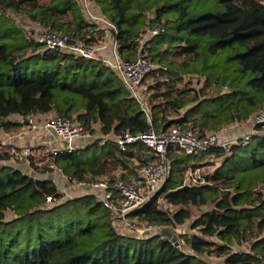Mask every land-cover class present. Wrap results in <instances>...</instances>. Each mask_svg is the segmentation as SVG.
Returning <instances> with one entry per match:
<instances>
[{
  "label": "trees",
  "instance_id": "trees-1",
  "mask_svg": "<svg viewBox=\"0 0 264 264\" xmlns=\"http://www.w3.org/2000/svg\"><path fill=\"white\" fill-rule=\"evenodd\" d=\"M91 2L114 25L122 58L135 57L133 38L146 24H164L165 30L145 46L159 65L142 81L145 108L100 59L43 49L8 12L66 31L87 45L101 43L105 29L86 19L78 0H0L2 130H16L28 116L53 111L89 129L97 125L104 135H136L150 124L157 130L174 125L205 134L248 120L264 107V0ZM147 78L152 81L144 86ZM12 114L22 120L9 119ZM254 127L248 144H232L229 151L212 147L191 155L170 146L167 180L127 217L172 228L189 219L196 206L191 227L198 232L180 234L185 245L225 264H260L264 191L257 186L264 183V124ZM206 155L221 159L205 175L209 182L185 184L187 169L202 167L199 160ZM0 158L10 154L0 153ZM153 158L141 142L121 148L108 139L58 152L53 161L70 180H96L105 175L109 160L120 165L127 179ZM30 165L37 176L0 164V264H208L157 233L119 231L96 196L62 199L56 183L45 175L51 168ZM48 196L53 204H46ZM254 230L250 249H233Z\"/></svg>",
  "mask_w": 264,
  "mask_h": 264
},
{
  "label": "built area",
  "instance_id": "built-area-1",
  "mask_svg": "<svg viewBox=\"0 0 264 264\" xmlns=\"http://www.w3.org/2000/svg\"><path fill=\"white\" fill-rule=\"evenodd\" d=\"M78 1L82 6L86 19L105 29V39L101 43L87 45L74 40L66 31H57L50 27L42 28L36 41L42 43L43 49L61 50L85 58L100 59L118 75L131 95L138 100L142 108H145L141 92L142 81L147 73L159 66L148 57L145 46L150 39L165 30L164 24H146L133 38L135 57L133 59L122 58L118 52L114 25L95 10L91 0ZM27 120L26 125L29 132L38 129L47 130L53 138L51 144H46L43 147L42 156L46 160L47 166L51 168L52 179L56 183L55 176L58 175V172L62 174V171L55 166L53 156L58 152L75 149L77 147L76 141L88 135L87 128L81 123L59 114L45 118L42 121H37L32 116H28ZM248 121H251L253 125L264 124V107L255 112ZM254 132H244L238 136L226 138L222 130L203 134L192 127L181 130L172 125L166 130H157L150 124L144 132L136 135L106 134L101 138L100 143H104L109 139L123 148L128 143L141 142L151 149L154 158L140 166L136 176L127 179L119 176L111 179H96L90 182L72 179V182L76 186L87 187V191L79 195L93 194L110 211L113 220L121 219L125 227L136 230L137 224L129 219L127 214L148 202L167 180L170 174V161L168 158L170 146H177L191 155L212 147H222L229 151L232 144H248ZM54 142H57V144ZM59 144L62 145L59 146ZM25 154L28 158L30 157L29 153L26 152ZM207 182L209 181L203 175L202 167L192 166L187 169L184 177L185 184L196 185ZM53 203L52 197L48 196L46 204ZM146 232L145 230L142 231V233ZM258 258L260 264H264V256L258 254Z\"/></svg>",
  "mask_w": 264,
  "mask_h": 264
},
{
  "label": "rangeland",
  "instance_id": "rangeland-1",
  "mask_svg": "<svg viewBox=\"0 0 264 264\" xmlns=\"http://www.w3.org/2000/svg\"><path fill=\"white\" fill-rule=\"evenodd\" d=\"M93 5V4H92ZM94 7V6H93ZM95 8V7H94ZM96 10V8H95ZM19 23L22 24L24 29L26 30L28 36L36 40L40 31L44 26L39 25L37 22L32 21L27 16L21 13H16L12 11H8ZM27 54L31 53V47H29L27 50ZM198 77H196L195 80H193L194 83L198 84ZM152 81V78H147L144 82V86L149 84ZM143 87V86H142ZM57 114L53 111L50 112L48 117H54ZM34 119L37 121H42L43 117H40L39 115H32ZM47 117V118H48ZM9 119L11 120H22V117L17 114H12L9 116ZM27 120V119H26ZM88 135L86 137H81L76 141L77 146H85L95 140H101L103 138L104 134H101L99 131V128L97 125H93L92 129L87 128ZM226 136V138L238 136L244 132H253L255 131V127L252 124L251 121L243 120L240 122H236L231 124V126L227 127L226 129L222 130ZM31 132H29V128L27 127L26 123H22L16 130H10V131H4L0 128V153L8 152L10 154V158L8 159H1L0 158V164H9L14 167H19L23 171L31 169L32 166L30 165V161L37 167V170L42 169L44 166H46V160L42 156V149L43 146L41 144L36 145L34 142H31ZM62 145V144H61ZM59 144V146H61ZM30 154V158L27 159V156L25 153ZM133 163L132 165L137 164V160L132 159ZM199 161L200 165L203 169V175L205 176L209 172H211L216 166L220 165L221 159L212 156V155H206L205 157L201 158ZM123 170L121 169L120 165L117 164L115 161H108L106 164V173L104 176L98 179H111L116 178L119 176H122ZM34 175V173H32ZM52 172L45 173V175H48L52 178ZM56 184L58 189L63 193V198H70L75 195H79L87 191L86 186H76L72 182V180L66 178L64 175L58 172V175L55 176ZM86 182H90L93 180H85ZM257 189L264 191V183H258ZM168 207V204L164 205ZM209 206H201L200 209H205ZM176 206H169V210L176 209ZM199 208L196 206H192V216L187 219L184 223L178 224L172 228L168 227H158L156 225L149 224L141 219H133V221L137 224V229H129L125 227L123 224V221L121 219H115L114 225L118 228L119 231H123L126 233H131L135 235H142L143 230L149 231L151 233H156L161 231L163 228L170 229L174 234L178 236L180 241L182 242L183 246H185L184 241L179 237L180 234L183 233H196L198 232L196 228L191 227V221L193 218L198 214ZM7 215H10L9 213ZM247 237L244 241L241 243H237L233 245L234 250H248L250 249V244L255 238V230L252 232H247ZM214 240L220 242L215 237H212ZM213 260L218 261L221 260L217 257H211Z\"/></svg>",
  "mask_w": 264,
  "mask_h": 264
},
{
  "label": "water",
  "instance_id": "water-1",
  "mask_svg": "<svg viewBox=\"0 0 264 264\" xmlns=\"http://www.w3.org/2000/svg\"><path fill=\"white\" fill-rule=\"evenodd\" d=\"M112 31H114V30H112ZM27 122H28V120H25V123H27ZM148 233L149 232H146V234H148ZM157 234L170 239L176 247H178L179 249H181L185 253H187V254H189V255H191L193 257H197L200 260L205 261L208 264H225L224 260H222V259L218 260V261H215L210 256H208L207 254L196 253L189 246H187V245L183 246V244L180 241V239L178 238V236L176 234H174L168 228H163L161 231L157 232Z\"/></svg>",
  "mask_w": 264,
  "mask_h": 264
},
{
  "label": "crops",
  "instance_id": "crops-1",
  "mask_svg": "<svg viewBox=\"0 0 264 264\" xmlns=\"http://www.w3.org/2000/svg\"><path fill=\"white\" fill-rule=\"evenodd\" d=\"M50 112L44 113V114H38L40 117L47 118L49 116ZM231 126V124L224 126L220 130L226 129L227 127ZM31 142H34L36 145L41 144V146H45L46 144H51V140L53 139L51 134L47 130L38 129L31 132ZM57 144V142H54ZM28 159V157H27ZM28 174L33 175L34 171L29 168V170L25 171ZM35 176H37V173H34ZM42 176V175H39Z\"/></svg>",
  "mask_w": 264,
  "mask_h": 264
}]
</instances>
